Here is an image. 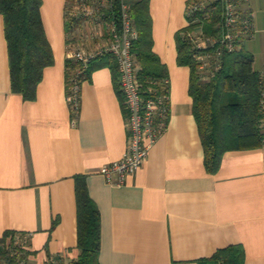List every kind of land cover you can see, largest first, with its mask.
Listing matches in <instances>:
<instances>
[{"label":"crops","instance_id":"0c3cea01","mask_svg":"<svg viewBox=\"0 0 264 264\" xmlns=\"http://www.w3.org/2000/svg\"><path fill=\"white\" fill-rule=\"evenodd\" d=\"M189 2L149 1L152 50L170 86L168 124L133 174L110 180L100 170L125 153L124 100L112 70L100 66L81 81L77 111L68 104L65 65L77 44L67 43L66 0H42L54 63L33 101L12 92L0 14V238L13 231L32 252L26 264L78 258V176L100 213L98 264H206L229 247L242 249L244 264H264V145L228 151L216 173L206 172L191 70L177 63L176 34L188 26ZM242 9L253 12L249 1ZM85 25L87 49L107 44L106 23ZM263 69L264 58L256 70Z\"/></svg>","mask_w":264,"mask_h":264},{"label":"trees","instance_id":"16d2710c","mask_svg":"<svg viewBox=\"0 0 264 264\" xmlns=\"http://www.w3.org/2000/svg\"><path fill=\"white\" fill-rule=\"evenodd\" d=\"M149 1L85 0L84 6L79 0H66L68 45L76 43L75 34L88 21L103 22L107 26L114 24L120 31L122 7L127 5L138 34L132 45L138 79L145 88L154 82L156 87H161L167 79V71L152 50ZM41 5L42 0H0L12 92L22 95L27 101L35 99L43 71L54 63L53 51L40 19ZM219 21L217 10L209 21L191 24L176 34L177 63L191 70L189 93L193 99V116L204 152L206 172L210 174L218 171L224 153L264 145V69L261 72L254 68V55L244 48L243 40L236 41L234 51L222 54L220 66L212 75H203L193 57L194 50L187 40V33L200 27L207 35H216ZM100 66H108L112 70L117 95L124 99L117 63L110 54L94 58L85 68L81 62L67 58V90L71 78L78 71H82V81ZM86 189L84 177H76V230L80 253L71 264H98L102 243L100 213ZM30 254L32 252L19 242L13 231L5 232L0 238V264H26ZM206 264H244L242 249L229 247L219 250Z\"/></svg>","mask_w":264,"mask_h":264},{"label":"built area","instance_id":"2783aa9c","mask_svg":"<svg viewBox=\"0 0 264 264\" xmlns=\"http://www.w3.org/2000/svg\"><path fill=\"white\" fill-rule=\"evenodd\" d=\"M84 4L85 0H79ZM248 0H190L187 6L188 26L209 21L219 10V24L216 35H207L202 28L188 32L193 57L199 63V70L213 74L220 66L221 56L234 51L236 41L250 39L254 35V15L242 6ZM122 27L118 31L114 24L108 25L109 41L96 52H87L74 47L68 58L82 63L83 68L98 56L110 54L117 63L119 85L124 97L126 129L128 133L126 150L121 160L101 168L108 180L117 173L121 179L133 174L146 160L149 149L163 134L170 114V86L165 79L161 87L155 82L145 88L138 79V67L132 45L138 34L129 13V7H122ZM71 78L67 102L74 111L80 102V74Z\"/></svg>","mask_w":264,"mask_h":264},{"label":"rangeland","instance_id":"374dc122","mask_svg":"<svg viewBox=\"0 0 264 264\" xmlns=\"http://www.w3.org/2000/svg\"><path fill=\"white\" fill-rule=\"evenodd\" d=\"M132 1V0H126ZM251 5V9L254 15V35L250 39H246L243 42V46L249 50L255 58L254 68L258 69L262 65V60L264 58V0H248ZM85 25V24H84ZM82 26V28L75 34L76 38V47H80L82 50L87 52H96L99 48H88V40L85 36L88 35L87 26ZM94 31V30H92ZM95 28V34L98 32ZM98 36V35H97ZM83 39H85L83 41ZM203 75H206V72H202ZM264 129V123H263Z\"/></svg>","mask_w":264,"mask_h":264}]
</instances>
